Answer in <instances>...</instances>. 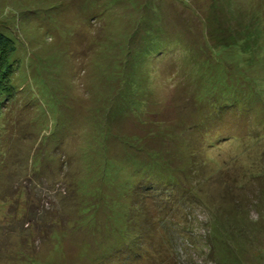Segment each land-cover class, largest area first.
I'll use <instances>...</instances> for the list:
<instances>
[{
    "label": "rangeland",
    "instance_id": "obj_1",
    "mask_svg": "<svg viewBox=\"0 0 264 264\" xmlns=\"http://www.w3.org/2000/svg\"><path fill=\"white\" fill-rule=\"evenodd\" d=\"M0 33V264H264V0H0Z\"/></svg>",
    "mask_w": 264,
    "mask_h": 264
},
{
    "label": "trees",
    "instance_id": "obj_2",
    "mask_svg": "<svg viewBox=\"0 0 264 264\" xmlns=\"http://www.w3.org/2000/svg\"><path fill=\"white\" fill-rule=\"evenodd\" d=\"M14 51V41L8 36L0 33V116L3 114L7 104L10 103L16 95V90L11 81L15 71V66L11 61V56ZM41 204H44V202ZM41 206L42 205H40L39 208ZM36 209H38V207H36ZM36 215L40 216L41 214ZM40 219H42V217H40Z\"/></svg>",
    "mask_w": 264,
    "mask_h": 264
}]
</instances>
